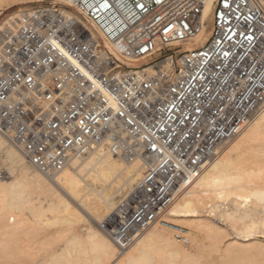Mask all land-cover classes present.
I'll return each instance as SVG.
<instances>
[{"label":"built area","instance_id":"built-area-1","mask_svg":"<svg viewBox=\"0 0 264 264\" xmlns=\"http://www.w3.org/2000/svg\"><path fill=\"white\" fill-rule=\"evenodd\" d=\"M66 1L1 23L0 132L48 178L95 147L141 160L99 222L124 250L264 105V0H214L203 43L209 0Z\"/></svg>","mask_w":264,"mask_h":264},{"label":"bare ground","instance_id":"bare-ground-1","mask_svg":"<svg viewBox=\"0 0 264 264\" xmlns=\"http://www.w3.org/2000/svg\"><path fill=\"white\" fill-rule=\"evenodd\" d=\"M33 1L42 0H12V3L14 6ZM213 4L214 0H209L205 5L204 24L192 41L203 43L208 38L206 25ZM3 5L0 4V15L5 11ZM22 10L6 14L0 25ZM226 142L231 144L225 151L216 148L215 156L205 161L198 176L178 188L163 215V223L150 225L128 248L119 250L94 222L109 214L117 198L142 176L145 166L141 160L128 161L95 147L48 178L32 168L19 148L0 132V254L16 257L21 240L30 242L45 227L61 222L64 224L61 229L47 235L48 240L60 242L59 248L55 250L56 246L38 264H205L198 260L204 254L201 251L205 240L218 242L227 234L219 224L205 217L213 215L219 222L226 221L233 231V236L219 246L218 253L224 258L219 264H252L254 257L247 256L246 261L242 256L250 249L258 252L257 257L261 253L257 264H264V187L256 175L264 171V165L255 162L247 166L240 160L246 150L255 153L252 157L257 155L253 147L264 143V105ZM4 146L7 149L3 151ZM180 235H185L186 240ZM199 251L202 255L197 259Z\"/></svg>","mask_w":264,"mask_h":264},{"label":"rangeland","instance_id":"rangeland-1","mask_svg":"<svg viewBox=\"0 0 264 264\" xmlns=\"http://www.w3.org/2000/svg\"><path fill=\"white\" fill-rule=\"evenodd\" d=\"M51 2H56V1H53V0H42V1H40V2H38V1H33V2H29V3H25V4H16V5H14L13 6V3H12V0H1L0 1V4H4L3 5V7H4V9H5V11H3V13L0 15V22L2 21V19L4 18V16L6 15V14H8V13H10V12H12V11H14V10H16V9H18V8H23L24 9V7L26 8L27 6H31V5H38V4H41V3H51ZM7 5V6H6ZM10 6V7H9ZM211 19H212V16L208 19V21H207V25H206V31H207V37H208V35H209V33H210V29H208V27H210L211 26ZM230 144L231 143H228V142H226V143H222L219 147H218V150H222V151H225L229 146H230ZM262 144H263V146H264V143L262 142ZM261 144V145H262ZM261 145H259V146H254L253 148V150H255L256 151V149H257V155H253V157H252V154H255V153H250V150H246V151H244V152H242V156H241V159L240 160H242L241 161V163L242 164H244V165H247V166H252L253 165V163H255V162H258V163H260V164H262V165H264V151L262 150V149H264V147L263 146H261ZM261 148V149H260ZM7 149V147L6 146H4L3 147V151L4 150H6ZM258 150H259V152H258ZM262 150V152H260ZM250 155V156H249ZM261 155V156H260ZM215 155H213L212 156V158L214 157ZM259 156V157H258ZM231 158H233L234 160H237V159H235L236 157H231ZM253 158H257L256 160L255 159H253ZM240 160H239V162H240ZM244 160V161H243ZM25 164H26V162H25ZM1 171H2V168H1ZM0 174H1V172H0ZM257 175V181H258V183L259 184H261L263 187H264V171H261V172H259L258 174H256ZM5 180V179H4ZM117 199H119V198H117ZM207 219H209L211 222H214V223H217V224H219L221 227H222V229L223 230H225L224 231V233H227L226 235H224L223 234V236H225L224 238L226 239H222V237L220 238V239H218V242L216 241H212L213 242V244H212V242H210L209 243V241L206 239L205 241V243L207 244H205L203 247H202V250L203 251H201L202 253L204 252V254H203V256L201 257V255H202V253L200 252L199 254L197 253V255L198 256H196V258L198 259V258H200V259H198L199 261L201 260V262H203V263H205V264H219V262L220 261H223V257H221L220 255H219V246L221 247L222 245H223V243L224 242H227V240H228V238L229 237H232L233 236V231H232V229L229 227V225H228V223L226 222V221H220L219 222V220L215 217V216H213V215H207V216H205ZM102 220V219H101ZM99 222H100V220H99ZM99 222H94L95 223V226H96V224H97V228H99L100 229V226H99ZM94 223H91V226L92 227H94L93 226V224ZM222 223V224H221ZM56 225V226H55ZM55 225H51V226H47V227H45L43 230H41L42 232L44 231L45 233L43 234V233H41V231H39L40 233H38V235H36L35 237L37 238L36 240H34V238L30 241V242H26V241H24V240H21L20 241V243H19V249H17V251H16V257H8V256H10V255H6L5 253H3V254H0V264H38L37 263V261L38 260H43V259H47L48 257L47 256H49V253H51V250L52 251H54V249H55V247H56V249L55 250H57V248H59L58 246H59V244H60V242H58V241H54V240H52V239H50V240H48L49 239V236H47V235H50V234H53V233H55V231L56 230H58V229H61L63 226H64V224L63 223H61V222H59V223H57V224H55ZM47 228V229H46ZM48 230V231H47ZM52 231V232H51ZM40 235V236H39ZM44 235V236H43ZM226 236H228V237H226ZM46 237H47V239H46ZM262 239V238H261ZM208 241V242H207ZM209 243V244H208ZM218 243V244H217ZM26 244H28V246L27 247H24V245H26ZM32 244V245H31ZM57 244V245H56ZM211 244V245H210ZM29 245H30V247H29ZM207 246V247H206ZM22 248V249H21ZM24 248V249H23ZM218 248V249H217ZM29 249V250H28ZM27 250V251H26ZM207 250V251H206ZM19 252H20V255H19ZM25 252V253H24ZM249 254H248V253ZM246 252V254L245 253H243V254H245V255H242L241 256V258H243V259H247V256H248V258H249V256H252V257H254V258H252V257H250L251 259H254V260H252L251 262H253L252 264H257V263H260V260H259V257H260V255H261V253H259V255H258V257H257V253L258 252H254L252 249H250L249 251H247ZM255 254H254V253ZM207 253V254H206ZM252 253V254H251ZM5 254V256L6 257H4L3 255ZM27 254V255H26ZM31 254V256H29L28 257V255H30ZM34 254V255H33ZM25 255H26V257H25ZM253 255H255V256H253ZM216 256H218V257H216ZM46 257V258H45ZM12 258L14 259V260H12ZM19 258V259H18ZM27 258H28V262H27ZM206 258V259H205ZM249 258V259H250ZM8 259V260H7ZM18 259V260H17ZM23 259H25L24 261H23ZM30 259V260H29ZM216 259H218V260H216V262H215V260ZM213 260V261H212ZM220 260V261H219ZM259 260V261H258ZM25 262V263H23V262ZM247 261V260H246ZM249 261V260H248ZM34 262V263H33ZM218 262V263H217ZM178 263V262H177ZM220 264H222V263H220ZM250 264V263H249Z\"/></svg>","mask_w":264,"mask_h":264},{"label":"snow or ice","instance_id":"snow-or-ice-1","mask_svg":"<svg viewBox=\"0 0 264 264\" xmlns=\"http://www.w3.org/2000/svg\"><path fill=\"white\" fill-rule=\"evenodd\" d=\"M160 2V0H157V3H159ZM254 35H255V33H252V35H248L247 36V39L248 40H252L253 39V37H254ZM261 36L262 37H264V31H262L261 32ZM225 55H227V53H225ZM42 71V70H41ZM37 74H39V73H37ZM33 77L31 76V74L29 75V80H31ZM34 95V94H33ZM10 107H13V108H15L16 106L15 105H11ZM25 111H26V109H25ZM39 111V110H38ZM52 115H55V113H51ZM37 120H39V121H43L44 119H47V117L44 115V114H41L40 116H38L37 118H36ZM49 123V127L51 128V126H52V124H53V122L52 121H49L48 122ZM43 130H41V132H42ZM66 135V134H65Z\"/></svg>","mask_w":264,"mask_h":264}]
</instances>
